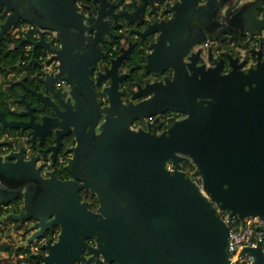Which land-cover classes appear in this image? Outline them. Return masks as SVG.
<instances>
[{
	"label": "water",
	"instance_id": "95a60500",
	"mask_svg": "<svg viewBox=\"0 0 264 264\" xmlns=\"http://www.w3.org/2000/svg\"><path fill=\"white\" fill-rule=\"evenodd\" d=\"M223 1L0 0V43L20 22L58 42L17 44L57 65L32 90L39 105L0 109V131H19L0 142V200L22 194L8 217L35 222L26 242L47 237L39 264H233L218 210L264 217V0L237 33L250 65L203 43L201 17ZM166 111L184 117L157 133ZM59 153L69 179L46 167ZM244 251L264 264L261 247Z\"/></svg>",
	"mask_w": 264,
	"mask_h": 264
},
{
	"label": "flooded vegetation",
	"instance_id": "af4514ba",
	"mask_svg": "<svg viewBox=\"0 0 264 264\" xmlns=\"http://www.w3.org/2000/svg\"><path fill=\"white\" fill-rule=\"evenodd\" d=\"M78 4L80 5L81 2H79ZM230 33L231 34L222 37V39L220 37V40L218 39L217 43L214 44L213 42L210 45L221 46L223 47V49H226L227 47H233L234 56L241 55V59H243L245 55L249 56L250 61L248 64L250 65L255 60L254 55H250L249 53L247 54V49L249 48L248 44H250L251 37H247V36L242 37L239 36V34L234 35L233 31ZM15 44L16 43L14 41L13 45ZM210 45H207L206 47H209ZM56 47H58V45ZM44 61L46 64L54 62V67L52 66V68L48 71L46 69H43ZM56 65H57V61L51 59L50 54L37 53L36 55H34L33 52L31 51V46L30 49L25 53H24V49L22 50V52L20 51L19 58L17 60V63L15 64L16 69H11L4 75L0 74L1 77L0 79H2V81H0V84L1 83L6 84V86L0 85L3 90V93H5L4 96L2 97L3 100L0 101V109L4 112V116L7 117V119H18L8 114V112L13 110L17 111L18 108L23 107L24 103L23 101H20V97L22 96L28 101H31V105H39V103L37 102L38 100L37 98L39 97H36V93L33 92L32 90L36 88L38 91H40V88L37 85L38 78L42 77L44 72L49 73L52 70H54L56 68ZM224 66L226 67L227 65L224 64ZM65 85L66 84L64 81H60V86L63 87ZM183 117L184 115L179 112L166 111L161 115V119L159 120L160 122L161 121L164 122V124L161 127H159V124H156L157 133L162 132L166 128V125L170 120H177ZM154 118L155 117H152L151 120L141 119L142 123H139L140 125L138 124L137 127L144 130L148 129V124L151 123L154 120ZM18 134H19L18 130H12V131L7 130L5 132L0 131V142H2V144L6 146V144L10 141V139L14 138ZM62 153H59L57 155L58 157L55 163L46 164L48 172L54 171L57 177H58L59 169L64 168V165L67 162L66 161L64 165H61L59 163V159L61 157L66 156ZM191 166H193L191 162H188L184 165H181V169L185 171L187 168H191ZM63 170L65 171V173H63V175H65L64 178L69 179L71 177L70 173L65 169ZM81 196L82 199L88 202V204H94L96 201L95 196L91 195L88 191L82 193Z\"/></svg>",
	"mask_w": 264,
	"mask_h": 264
},
{
	"label": "built area",
	"instance_id": "2783aa9c",
	"mask_svg": "<svg viewBox=\"0 0 264 264\" xmlns=\"http://www.w3.org/2000/svg\"><path fill=\"white\" fill-rule=\"evenodd\" d=\"M261 15H264V2L262 3ZM7 34L11 35L12 39L15 41H19L22 38L38 39L42 34L47 41L52 43L53 47L58 45L56 36L52 31L39 29L36 26L25 22L12 27ZM208 44L209 43H204L205 46ZM29 49L30 45H26L24 50L28 51ZM52 66L54 67V62L46 64L44 61L43 69L48 71L52 68ZM151 119L152 117L148 118V120ZM65 162V157H61L59 159V163L61 165H64ZM185 172H187L191 179L200 186V178L191 176L193 169L187 168ZM12 207L11 203L0 202V217L3 218L10 213ZM218 211L228 229V251L230 263L255 264L254 256L244 251V249L247 247H261L264 252V217L252 215L239 218L231 216L223 210L219 209ZM0 223H4V225H0V228L6 227V230L9 232H7L6 237H4V241L12 248H17L19 243H23L27 239V236L32 234L31 231L22 232L13 220L2 221ZM12 233L16 235L15 240H12L11 238ZM46 239L47 237H42L31 242L25 241V244L20 245L19 247L24 249L23 255L21 256L24 260L18 262L17 264H29L27 260L30 258V255L40 253L41 245L45 243ZM74 264L84 263L76 261Z\"/></svg>",
	"mask_w": 264,
	"mask_h": 264
},
{
	"label": "crops",
	"instance_id": "0c3cea01",
	"mask_svg": "<svg viewBox=\"0 0 264 264\" xmlns=\"http://www.w3.org/2000/svg\"><path fill=\"white\" fill-rule=\"evenodd\" d=\"M258 4L259 0H224L223 3L215 10L214 14H203L199 25V31L206 34L204 38L205 41L203 43H209L208 45H210L214 42L215 44L218 42V39L220 40V37L222 39V37L231 34L230 32L232 31L234 32V35H236L238 31L244 30ZM15 43L17 42L15 41ZM14 47H16V44ZM23 49H25V47ZM14 199L15 200L11 201L0 200V202L11 203L13 206L10 213L3 218L0 217V222L5 220L15 221L11 217L9 218L8 215L18 214L24 211L22 194H19V196ZM15 222L18 223L17 226L20 230H22V232L31 231L33 233L36 231V229L32 227L35 223L32 220ZM56 229H58V227ZM30 236H27L25 241H27ZM4 237H6V232L0 231V264H17L18 262L23 261L24 258L21 256L23 255L24 249L19 246L25 244V241L23 243H19L17 248H10V245L4 241ZM11 238L12 240H15L16 235L12 233Z\"/></svg>",
	"mask_w": 264,
	"mask_h": 264
},
{
	"label": "trees",
	"instance_id": "16d2710c",
	"mask_svg": "<svg viewBox=\"0 0 264 264\" xmlns=\"http://www.w3.org/2000/svg\"><path fill=\"white\" fill-rule=\"evenodd\" d=\"M13 43H14V40L12 39V36L9 34H7L5 37V40L0 43V74L1 75H4L5 73L10 71L11 69H16L15 64L17 63V60L19 58L20 50L17 47H14ZM24 46L25 45H23V48H24ZM25 52H26V50H24V53ZM4 94L5 93H3V90L0 86V101L3 100L2 97L4 96ZM136 123L137 124L142 123L141 119L137 120ZM63 169L64 168L59 169L58 177H60V178L65 177V175H63V173H65V171ZM189 169H193V166H191V168H189ZM88 207L92 210L95 209L93 204H89ZM16 224H18V223H16ZM0 225H4V223H0ZM56 228L57 227H55V229ZM0 231H4V232H6V234L8 232L6 230V227L0 228ZM10 248H11V246H10ZM27 262L29 264H39L38 261L35 258H33V255H30V258L27 260Z\"/></svg>",
	"mask_w": 264,
	"mask_h": 264
},
{
	"label": "rangeland",
	"instance_id": "374dc122",
	"mask_svg": "<svg viewBox=\"0 0 264 264\" xmlns=\"http://www.w3.org/2000/svg\"><path fill=\"white\" fill-rule=\"evenodd\" d=\"M22 39H20L19 41H16L17 43H16V46H17V44L21 41ZM15 41V40H14ZM24 45H26V44H24ZM1 78V77H0ZM0 81H2V79H0ZM0 85H2V86H6V84H4V83H1Z\"/></svg>",
	"mask_w": 264,
	"mask_h": 264
}]
</instances>
